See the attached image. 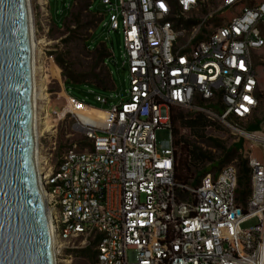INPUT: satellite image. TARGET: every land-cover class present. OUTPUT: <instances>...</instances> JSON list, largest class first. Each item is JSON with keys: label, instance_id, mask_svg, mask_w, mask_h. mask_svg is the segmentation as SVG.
I'll list each match as a JSON object with an SVG mask.
<instances>
[{"label": "built area", "instance_id": "obj_1", "mask_svg": "<svg viewBox=\"0 0 264 264\" xmlns=\"http://www.w3.org/2000/svg\"><path fill=\"white\" fill-rule=\"evenodd\" d=\"M211 1L114 0L108 26L122 22L126 99L100 109L102 121L69 113L82 139L55 158V124L36 137L58 264L86 248L93 264H264V89L256 73L264 66V0H221L209 8ZM35 2L44 29L48 3ZM28 6L35 38L31 0ZM225 10L230 17L214 21ZM171 107L202 113L250 143L242 151L250 189L244 200L232 164L174 181L172 148L159 157L154 145L156 128L171 133ZM62 109L50 114L46 106L43 116L58 120ZM254 117L256 132L247 130ZM251 218L256 224L239 227Z\"/></svg>", "mask_w": 264, "mask_h": 264}, {"label": "rangeland", "instance_id": "obj_2", "mask_svg": "<svg viewBox=\"0 0 264 264\" xmlns=\"http://www.w3.org/2000/svg\"><path fill=\"white\" fill-rule=\"evenodd\" d=\"M221 0H212L209 3V8H214ZM35 0H31L35 12V20L37 24V33L35 39H43V42L39 44L40 51L42 52V62L46 68L53 63V53L59 51L66 53V58L73 64L72 69L79 75L85 76L88 79L94 80L103 77L100 65H96L91 56V52L82 46V41L86 40V46L92 50L100 45L107 51V56L104 58V65L109 73L111 80V88L103 90L91 83H65L64 78L61 76L60 68L59 75L61 83L50 77L49 72L46 77V92L48 94L47 103L37 102L38 111L41 112L40 105L45 104L47 106V112L50 114L53 111H59L65 104V96L60 94L64 90L67 94L77 101L89 103L90 106H96L103 109L109 108L112 104H118L126 99L125 90L128 88L127 69L122 66L123 53H124V38L122 32V22L118 18V26L116 29H110L109 23L115 16L112 6L114 0H47V10L49 17L47 22H44V29L40 26L42 18L38 12V7L35 4ZM89 4V11L93 13L90 15L86 12V5ZM204 11L197 13V16H201ZM231 14L230 10H225L221 14L215 16L214 21H221L222 19L229 18ZM195 18L196 16L193 15ZM77 19V23L73 20ZM92 23L89 26L88 23ZM68 27L70 31L66 32L65 28ZM264 33V31H263ZM48 42V43H47ZM262 57H264V50L262 51ZM256 73L258 77L259 85L264 89V66L256 65ZM65 93V92H64ZM66 94V93H65ZM80 102V103H82ZM84 104V103H82ZM178 113L184 115H191L193 113L174 107ZM260 112L258 118L264 116V93L261 97ZM40 116V115H39ZM168 113L165 107L160 108V119H166ZM210 123L205 128L204 136L200 138L193 137L189 131L185 128H180L179 136L182 139L195 142V144L207 151L213 160L205 162L202 166L192 168L191 175L188 179L199 176L202 167L207 168L208 171H216L220 167L232 164L236 168V164L239 160L244 159L242 151L246 147H249L250 143L242 138H238L229 129L224 127L220 122L214 119H209ZM55 124V150L53 157L59 155L63 149L73 141H81V134L72 128L73 119L70 114H65L63 118L54 122ZM170 131L166 127H158L154 130V145L156 154L159 157H166L171 152V139ZM215 139L222 149H216L212 147V141ZM238 144L239 148H235ZM225 150H235L233 159L227 162H221L225 155ZM261 149L259 146L252 145V153L258 155ZM256 224V219L251 218L243 221L239 227L241 229H247L250 226ZM70 264H93V261L78 251L72 256Z\"/></svg>", "mask_w": 264, "mask_h": 264}, {"label": "water", "instance_id": "obj_3", "mask_svg": "<svg viewBox=\"0 0 264 264\" xmlns=\"http://www.w3.org/2000/svg\"><path fill=\"white\" fill-rule=\"evenodd\" d=\"M27 0H0V264H53L35 170Z\"/></svg>", "mask_w": 264, "mask_h": 264}, {"label": "trees", "instance_id": "obj_4", "mask_svg": "<svg viewBox=\"0 0 264 264\" xmlns=\"http://www.w3.org/2000/svg\"><path fill=\"white\" fill-rule=\"evenodd\" d=\"M86 12L90 15H93L92 12L89 11V4L86 5ZM74 23H77V19L73 20ZM92 23H88L89 26ZM66 32L70 31L68 27L65 28ZM86 40L82 41V46L91 52V56L96 65H100L101 71L104 74L102 78L99 79H88L85 76L79 75L75 72L72 67L73 64L66 58V53L59 51L57 53H53V61L60 68L61 76L64 78L65 83L79 84V83H91L97 87H100L103 90H107L111 88V80L109 77V73L103 63L104 58L107 56V51L102 45L90 50L86 46ZM82 102V101H80ZM86 105L89 103L82 102ZM90 106V105H89ZM98 109H103L96 106H91ZM169 121L171 124V148L174 154V163H173V175L174 181L176 183L184 184L186 183L191 175L192 168H197L202 166L205 162L213 160V157H210L207 151L202 150L201 147L197 146L195 142L189 141L187 139H182L179 136L180 128H185L189 131L190 135L196 138H202L204 136L205 128L209 125L210 121L202 113H193L191 115H184L182 113H178L174 107L170 109ZM259 123L260 120L257 117L248 124L247 130L249 131H259ZM212 141V147L216 149H223L220 145H218L215 139H210ZM235 148H239V145L236 144ZM235 155V150L226 151L223 156V160L221 162H227L233 159ZM238 170V179H237V191L238 195L241 197V200H244L249 194V172L246 166V160L241 159L236 164ZM208 172L207 168L201 169L200 173H197L199 176L203 173ZM197 180V178H196ZM81 253L86 255L89 260L94 261V252L89 249L81 250Z\"/></svg>", "mask_w": 264, "mask_h": 264}, {"label": "bare ground", "instance_id": "obj_5", "mask_svg": "<svg viewBox=\"0 0 264 264\" xmlns=\"http://www.w3.org/2000/svg\"><path fill=\"white\" fill-rule=\"evenodd\" d=\"M27 12H28L30 43H31L32 125H33V147H34V158H35L34 164H35L36 175L38 178V171L40 168H39V159L35 149L36 137L38 133L41 131H49L50 128L54 126V122L56 120L47 119L46 118L47 116L45 115L43 116V114L46 113L45 104L40 105L41 112H39L37 102L39 101L41 103H47L48 100V94L46 92L47 73L49 72L50 77L56 80L58 83H61V78L59 75V69L55 64L52 63L49 66V68H46L45 65L43 64L41 59L42 52L40 51V48L38 46L43 42V39L36 40L34 38L31 12L28 4H27ZM60 94L65 96L66 104L63 106V109L59 114V119L65 113L67 114L71 113L76 115L77 117H85L92 121H102V119L105 118L104 111L98 108L88 106L86 104H82L78 101H75L67 94H65L63 91ZM41 195L43 197V192H41ZM50 240L53 249V247H55L53 234L51 235ZM52 257H53V264H58V260L54 255V249H53ZM64 263L68 264L69 261H65Z\"/></svg>", "mask_w": 264, "mask_h": 264}, {"label": "crops", "instance_id": "obj_6", "mask_svg": "<svg viewBox=\"0 0 264 264\" xmlns=\"http://www.w3.org/2000/svg\"><path fill=\"white\" fill-rule=\"evenodd\" d=\"M69 96V95H68ZM70 97V96H69ZM72 98V97H71ZM73 99V98H72ZM75 100V99H74ZM75 101H77V100H75ZM80 102V101H79ZM89 106V105H88Z\"/></svg>", "mask_w": 264, "mask_h": 264}]
</instances>
